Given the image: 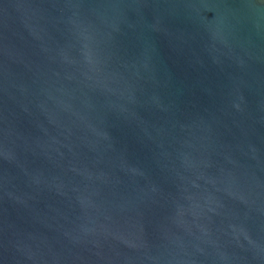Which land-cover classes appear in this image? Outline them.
Here are the masks:
<instances>
[{"label":"water","instance_id":"1","mask_svg":"<svg viewBox=\"0 0 264 264\" xmlns=\"http://www.w3.org/2000/svg\"><path fill=\"white\" fill-rule=\"evenodd\" d=\"M0 264H264V0H0Z\"/></svg>","mask_w":264,"mask_h":264}]
</instances>
